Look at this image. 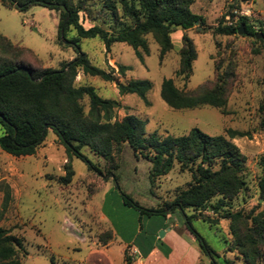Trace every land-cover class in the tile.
<instances>
[{"label":"rangeland","instance_id":"374dc122","mask_svg":"<svg viewBox=\"0 0 264 264\" xmlns=\"http://www.w3.org/2000/svg\"><path fill=\"white\" fill-rule=\"evenodd\" d=\"M104 1L86 0V9L80 12L85 27L97 24L116 31L120 26L129 24L125 19H121L119 25L110 20ZM190 9L201 15L206 25L210 26H215L222 14L232 10L234 20L231 22L234 23L239 16H246L254 32L264 33V0H193ZM58 22V12L41 5H31L21 11L0 5V31L13 44L28 49L26 58L21 55V49L16 53V59L23 63L31 62L36 69H59L63 62L76 56L72 47H64L57 42ZM183 33L192 39L196 51L187 79L176 73ZM74 36L75 31L71 27L66 32V38ZM170 38L172 48L160 59L158 44L151 35H147L149 54L144 56L143 62L125 43H113L110 51L106 52L100 39L81 38L78 42L81 51L87 54L93 65L108 71L114 79L105 81L79 71L74 84L91 85L101 97L116 100L118 106L113 110L114 118L121 120L125 115H134L145 120L146 133L156 131L161 135H181L192 127L208 135H225L229 128L247 132L248 135L232 140L245 156L242 172L245 188L227 206L217 212L207 210L204 213L217 217L239 209L245 214L250 210L253 214L264 212V201L259 198L258 191L261 176L259 159L264 156V133L259 129L258 112V106L264 99L262 38L237 32L220 35L203 32L196 27L187 30L174 27ZM0 57H3L1 52ZM119 64L130 69L118 74ZM216 68L217 72L228 73L227 102L223 111L210 106L176 110L161 99L160 87L164 79L172 78L183 91L194 90L199 85L211 87ZM131 78L151 82L152 87L146 94L149 104L136 94L118 93L117 83ZM82 104L87 111L86 97ZM81 152L101 173L88 170L87 164L77 157L69 159L50 129L32 155L15 157L0 150V182L7 183L11 191V200L0 225L21 238L23 249L18 252L20 264H124L125 255L131 258L132 264L129 248L123 247L126 243L123 237L131 235L132 227H138L142 235L153 234L157 239L161 231H168V225H160L163 217H149L140 214L135 207L123 205L121 192L141 207H158L171 201L177 191L186 187L191 180L189 172H181L175 164L166 175L152 181L149 177L150 162L136 157L131 147L122 143L120 152L115 156L118 167L113 170L114 173L107 175L108 163L102 157L88 147H83ZM68 163L73 175L64 182ZM113 175L117 177L118 187L112 180ZM1 200L2 192L0 208ZM215 200L213 198L210 202ZM103 203L104 208L101 209ZM191 213V209L186 210V214ZM176 218L179 219L176 215L170 223L178 222ZM228 222L220 218L219 223L211 227L201 219H194L191 224L216 251L217 255L212 256L217 263L245 264L240 254L227 251L231 241ZM176 232L185 234L191 240L189 242L186 238L189 249L184 259L187 262L197 260L200 264H213L181 220ZM261 251L262 258L257 264H264V247ZM174 260L180 261V256Z\"/></svg>","mask_w":264,"mask_h":264},{"label":"trees","instance_id":"16d2710c","mask_svg":"<svg viewBox=\"0 0 264 264\" xmlns=\"http://www.w3.org/2000/svg\"><path fill=\"white\" fill-rule=\"evenodd\" d=\"M85 3L86 0H0V5L6 9L21 11L31 5H41L56 10L59 16L57 42L61 46L72 47L76 52V56L63 62L59 69H36L31 62L28 64L16 59V53L21 49V55L26 58L28 49L13 44L0 31V52L3 54L0 57V150L15 157L32 155L50 129L69 159L77 157L83 160L88 170L95 173H101V170L81 152L83 147H88L108 163L107 175L118 167L115 156L122 143L128 144L136 157L150 162L149 177L152 181L166 175L177 164L181 172L190 173L191 180L175 193L171 201L158 207L144 208L121 192L123 204L135 207L140 214L149 217L166 219L168 215H177L213 264H219L212 256L217 255L216 251L196 232L191 221L201 219L212 227L224 218L229 221L231 237L227 251L240 254L245 264H257L264 247V212L253 214L250 210L245 214L239 209L217 217L204 213L207 210L217 212L227 206L245 188L242 178L245 156L232 140L248 135L247 132L229 128L225 135H208L192 127L181 135H161L156 131L146 133L145 120L134 115H125L121 120L114 118L113 110L118 106L116 100L101 97L91 85L74 84L79 71L105 81L114 79L108 71L93 65L87 54L81 51L78 44L81 38L100 39L106 52L110 51L113 43H125L143 62L144 56L149 54L147 35H151L158 44L161 59L172 48L170 34L174 27L184 30L196 27L203 32L232 35L243 25L244 33L254 36L256 32L248 18L239 16L233 23L234 14L228 10L215 26H210L201 15L191 11L193 0H105L104 7L110 13V20L118 25L121 19L129 22L116 31H109L97 24L83 25L80 12L86 9ZM119 10L121 14H118ZM71 27L75 36L67 39L66 32ZM262 43L264 51V39ZM195 58L194 43L183 33L176 73L187 79ZM129 69V66L119 64L117 73L124 74ZM111 70L114 72L113 68ZM227 81L228 73L220 71L211 87L199 85L194 90L183 91L172 78H167L161 83L160 97L176 110L210 106L223 111L227 102ZM116 87L120 95L136 94L149 104L146 100V94L152 87L149 80L131 78L118 82ZM85 97L88 99L87 111L82 104ZM258 112L259 129L264 133V99L258 106ZM259 165L258 191L259 198L264 201V156L260 157ZM65 170L63 181L67 182L73 175L69 163ZM112 180L118 187L115 175ZM0 192L1 220L11 200L9 185L0 182ZM213 198L216 200L211 203ZM187 209L192 213L186 214ZM22 249L21 238L0 225V264H20L18 252ZM151 249L152 245L145 253ZM124 258V264H131V258L126 255Z\"/></svg>","mask_w":264,"mask_h":264},{"label":"crops","instance_id":"0c3cea01","mask_svg":"<svg viewBox=\"0 0 264 264\" xmlns=\"http://www.w3.org/2000/svg\"><path fill=\"white\" fill-rule=\"evenodd\" d=\"M104 203L101 205V209L104 208ZM101 217L104 219V216ZM170 217L173 218L176 215H168L166 219L162 220L160 225L165 226L168 224ZM176 220L179 222V219L176 218ZM178 222L174 224L170 223L168 231L164 233L163 237H159L158 239L153 234L142 235L138 227H132L131 235L123 237L126 240L123 247L129 248L133 259L132 264H200L197 260L190 263L184 259L185 252L189 249L186 238L189 239V242L191 240L185 234L176 232ZM111 230L117 238V234L113 228ZM150 245H152V249L148 253H145ZM176 256H180V261L174 260Z\"/></svg>","mask_w":264,"mask_h":264},{"label":"water","instance_id":"95a60500","mask_svg":"<svg viewBox=\"0 0 264 264\" xmlns=\"http://www.w3.org/2000/svg\"><path fill=\"white\" fill-rule=\"evenodd\" d=\"M238 34H242V33H244V29H243V25H240L239 27H238V29H237V31H236ZM254 37L255 38H257V39H259V38H262V39H264V36H263V34L261 33V32H256L255 33V35H254ZM65 42V41H64ZM163 235H164V232H160V234H159V236L160 237H163Z\"/></svg>","mask_w":264,"mask_h":264}]
</instances>
